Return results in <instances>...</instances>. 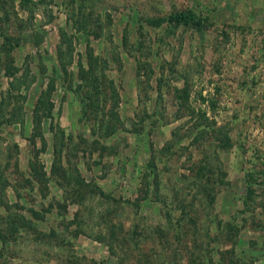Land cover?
<instances>
[{
    "label": "rangeland",
    "instance_id": "1",
    "mask_svg": "<svg viewBox=\"0 0 264 264\" xmlns=\"http://www.w3.org/2000/svg\"><path fill=\"white\" fill-rule=\"evenodd\" d=\"M33 4L36 18L24 25L29 16L20 0H0V41L4 35L13 41L5 44L0 58L12 56L16 67L22 72L28 67L36 77L29 90H21L23 124L0 121V264H66L70 255L82 264H118L95 237L121 224L131 235L136 225L141 232L165 218L167 210H174L176 219L184 210L197 217L198 232L182 239L186 242L188 236L186 243L193 249L194 242L203 246L205 255L210 250L211 263L225 259L226 264H264V0ZM186 10L201 17V26L161 22ZM28 29L44 36L39 46L17 42ZM63 32L74 37L75 45L68 75L58 53ZM92 59H97L100 80L88 87L80 65L88 70ZM8 81L0 70V102ZM53 85L39 126L37 102ZM88 89L92 97L86 96ZM181 89L187 90L188 105L180 99ZM185 107L207 112L210 122L217 121L218 129L230 133L232 147L216 148L213 133L202 136ZM113 111L119 121L112 119ZM171 142L176 144L166 156ZM62 148L65 165L96 187L93 194L66 185L61 166L53 172L55 151ZM215 151L226 179L212 209L201 208L188 190L177 204H172V192L167 209L159 211L161 206L153 202L137 207L146 172L153 186L150 163L163 171L162 189L171 191L175 178L188 187L204 157ZM32 162L40 178L32 176ZM250 188L257 208L243 212ZM109 205L112 212L106 213ZM91 213V226L80 227ZM232 221L238 228L229 231ZM116 233L118 239L123 236L119 229ZM252 249L253 254L244 255ZM116 251L121 254L119 245ZM187 253L181 254L184 263L190 258ZM129 264L145 262L136 250Z\"/></svg>",
    "mask_w": 264,
    "mask_h": 264
},
{
    "label": "trees",
    "instance_id": "2",
    "mask_svg": "<svg viewBox=\"0 0 264 264\" xmlns=\"http://www.w3.org/2000/svg\"><path fill=\"white\" fill-rule=\"evenodd\" d=\"M21 7L28 13L29 20L22 21V24H33V21L36 18V13L34 11V4L33 0H20ZM161 22H165L170 26L174 27H199L202 24L201 17L192 10L186 11H179L172 13L163 17ZM30 30V29H28ZM8 35H4V41H0V52L5 48V44L9 46L13 41L8 38ZM44 36L38 32L30 30L29 33H23L22 36H19L17 42H21V40H25V43H33L35 46H39L43 42ZM11 46V45H10ZM7 48V46H6ZM6 50V49H5ZM10 54L12 51L9 49ZM58 53L60 57V62L62 65V70L68 75L69 68L74 64V53H75V45H74V37L68 35L67 33H62V38L60 45L58 46ZM97 59L90 61V67L88 70L84 68V65L81 63V73H85L86 77L82 75V78L86 81L85 84L88 87L93 86L95 87V82L100 80L98 77L97 72L100 71L97 65ZM0 70L3 71L5 77L9 80L8 81V89L6 93H4L1 102H0V121L7 122V124L12 123H20L23 124L24 118L22 117V113L25 110L24 103L22 104L23 94L21 90L31 88L32 83L35 80V76L31 73V69L26 67L24 72L21 71L19 67L15 66L14 59L12 56L8 55L7 59L3 61L0 58ZM22 73V74H21ZM30 80V81H29ZM88 82V83H87ZM54 85L49 89L47 93L43 94L42 97L38 100L35 110V115L37 117L36 122L37 124H41L42 116L48 111V94H52L54 91ZM73 85H71L70 92L73 93ZM98 89V88H97ZM99 95L102 96V92L98 91ZM187 90L181 89L178 90V94L180 95V99L185 102V105H188L189 98L188 94L186 93ZM116 94V92H115ZM93 93L90 89L86 92L87 97H92ZM46 97V98H45ZM21 104V105H20ZM91 107L93 104L89 103ZM53 106V105H51ZM185 110L188 111V115H191L194 120H196V129H200L201 135L206 134V132L211 131L214 135V142H211L215 145L218 149H230L232 147L233 141L230 133L227 130L218 129L217 128V121H209V117L207 112L199 110L198 113L194 107H185ZM112 112V119L119 121L118 113ZM24 116V115H23ZM48 116V113H47ZM134 132H139L134 130ZM200 138V137H199ZM216 140V141H215ZM176 143L171 142L170 148L168 149V153L166 156L170 155L172 149H174V145ZM64 148L56 149V157L57 161L54 166L53 172L56 171L57 166H61L64 170V183L69 187H72L75 190H79L82 192H90L93 194L96 188L95 186H91L86 182V180L81 176V173L76 171L77 177L74 176V173L71 172V167L65 165V154L63 153ZM172 154V153H171ZM219 152L215 151L214 155L208 154L204 157L202 161V167L200 168L199 172L193 177V181L186 186L181 185L180 180L175 178V182L172 185L171 191L163 190L162 189V176L161 173L163 171H158L155 163H150L148 168L152 169L154 167V177L152 182L153 186H150V183H147V179L149 178V174L146 172L143 174L144 182L141 183V189L139 190L138 199H136L137 207L139 208L142 205V202H153L158 204L161 209H167L170 207L168 205L169 197L171 196L172 192H174V202L172 204H177L181 202V194L184 190H188L189 192H194L193 200L200 202L201 208L204 209H212L217 202L218 194L220 192L219 185L225 183L226 173L224 172L222 163L219 159ZM171 159V158H170ZM167 164V163H166ZM168 165V164H167ZM151 171V170H150ZM31 173L32 176H36V178H40L38 175V165L35 163H31ZM44 175V174H43ZM4 176L2 172L0 174V179ZM151 176V172H150ZM183 179H186L183 176ZM5 186H3L4 188ZM151 187L153 189H151ZM90 188V189H89ZM70 189V188H68ZM90 190V191H89ZM5 192V189H3ZM188 196V194H187ZM87 198V197H86ZM82 201H85L83 199ZM81 201V202H82ZM193 205V204H192ZM83 206V205H82ZM110 206V205H109ZM108 206V207H109ZM255 200H254V192L253 190L248 193L246 199L244 200V210L255 212ZM112 207L105 208L106 213H111ZM39 212L33 211L34 216H38ZM93 216L91 213L86 217V220L82 218L79 225L82 228H85L89 225V219ZM165 218H167L166 223L164 222ZM165 218L159 217L157 223L155 225H150L149 227L143 226V230L140 232V225L135 226V230L133 234H130V230L125 231L124 226L121 224L120 226L112 225L111 229L107 230L108 232L100 233L95 238L96 241L100 243L106 244L110 251L114 254V256L118 259V264H129L130 260L134 257L136 250L140 253V259H142L145 264H215L211 263L212 261L209 259L210 250H208L207 255L203 253L204 249L203 246H198L196 242H194V249L190 247L187 241H189V237L182 239V235L185 237L186 235L196 234L198 232V219L197 217L193 216L191 213L187 211H181L180 216L176 219L174 215V210H167ZM9 220V219H8ZM88 221V223H87ZM138 223V222H136ZM135 223V224H136ZM73 224V223H71ZM190 226V227H187ZM229 231H232L233 228H238V224L236 222H231L228 225ZM151 228V232L149 233V229ZM117 229L121 230L123 236L118 239L117 237ZM83 231H77L76 234H81ZM85 233V231H84ZM147 233V234H146ZM172 234V235H171ZM208 238L210 234L207 233ZM94 236V235H92ZM234 237L230 236V240H233ZM67 242V241H66ZM203 243V241H202ZM152 245L153 248L149 251L143 249V247H147V245ZM67 245V243H66ZM119 245L120 255L116 251V247ZM185 246L186 249H183ZM157 247V250L155 249ZM155 249V250H154ZM255 249V248H254ZM66 251H68L66 249ZM187 251L190 258L187 257V262H183L182 252ZM254 250L252 249L250 253L248 251H244V255H251ZM258 251V250H257ZM70 252V251H68ZM150 253V254H149ZM253 254V253H252ZM66 264H82V259L70 255L67 257ZM216 264H226L225 259L219 260Z\"/></svg>",
    "mask_w": 264,
    "mask_h": 264
}]
</instances>
